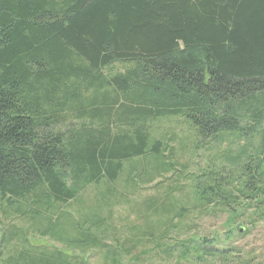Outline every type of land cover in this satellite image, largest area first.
Returning <instances> with one entry per match:
<instances>
[{"label": "trees", "instance_id": "trees-1", "mask_svg": "<svg viewBox=\"0 0 264 264\" xmlns=\"http://www.w3.org/2000/svg\"><path fill=\"white\" fill-rule=\"evenodd\" d=\"M167 117L198 138L257 133L238 191L261 192L264 0H0V201L17 214L30 206L43 235L105 246L116 261L92 232L105 230L101 211L72 219L63 206L93 187L110 211L136 193V172L145 183L151 167L169 173L171 147L152 129ZM124 173L123 192L115 185ZM225 175L195 185V207L233 192L222 189ZM158 207L170 214L166 228L181 224L169 201ZM177 242L162 252L198 256L207 243ZM5 255L0 264H88L56 247Z\"/></svg>", "mask_w": 264, "mask_h": 264}, {"label": "rangeland", "instance_id": "rangeland-1", "mask_svg": "<svg viewBox=\"0 0 264 264\" xmlns=\"http://www.w3.org/2000/svg\"><path fill=\"white\" fill-rule=\"evenodd\" d=\"M152 129L154 137L164 139L171 147L169 173L160 177L151 167L149 173L155 180L145 183V176H137L136 172L135 180L139 185L136 193L114 202L110 211L100 209L93 187L63 206L64 211L74 216L72 219L84 220L95 215L94 211H101L106 217L105 230L92 228V232L112 253L116 252V261H111L109 254L105 255V246L76 248L43 235L45 224L33 217L30 206L26 213L17 214L6 209L8 206L1 201L0 256L5 257L15 247L45 250L56 247L88 264H264V188L258 194L248 191L242 195L238 191L243 163L256 157L260 149L259 135L225 133L198 138L180 117L160 118ZM238 156L242 158L237 160ZM220 168L226 173L220 178L222 189L233 192L220 194L212 203L195 207V185L207 181ZM126 177L122 174L115 185L118 191H123L121 185L127 181ZM163 199L181 215V224L174 230L165 227L172 224L168 222L170 214L158 207ZM193 239L207 241L199 248L198 256L186 252L179 258L176 256L179 250H173L171 255L162 252L163 245L172 247L177 241ZM169 251L172 252L171 248ZM223 253H227L226 256Z\"/></svg>", "mask_w": 264, "mask_h": 264}, {"label": "water", "instance_id": "water-1", "mask_svg": "<svg viewBox=\"0 0 264 264\" xmlns=\"http://www.w3.org/2000/svg\"><path fill=\"white\" fill-rule=\"evenodd\" d=\"M238 230H240V231H241V228H240V229H238Z\"/></svg>", "mask_w": 264, "mask_h": 264}]
</instances>
